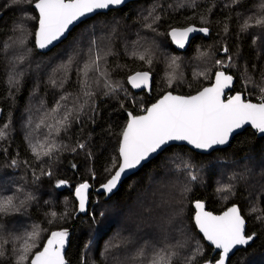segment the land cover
Masks as SVG:
<instances>
[{
  "label": "trees",
  "instance_id": "1",
  "mask_svg": "<svg viewBox=\"0 0 264 264\" xmlns=\"http://www.w3.org/2000/svg\"><path fill=\"white\" fill-rule=\"evenodd\" d=\"M262 2L132 1L81 22L54 49L41 53L34 39V0H0V197H32L20 212L0 217V243L6 241L0 264H16L14 249L34 226L40 233L33 251L42 249L52 231L73 226L66 253L70 264H147L162 248L176 254L173 264H187L193 256L199 264L214 262L218 253L194 224L195 201L214 213L238 205L247 234L256 235L230 264H264V137L251 128L235 136L229 147L210 154L184 145L168 147L125 179L109 199L92 192L85 216L74 218L77 202L72 191L85 182L96 188L113 175L128 113H144L165 92L195 94L212 83L217 71H225L236 79L232 93L259 103L264 28L255 20L264 19ZM154 17L159 19L153 22ZM249 17L252 26L242 31ZM189 25L207 27L209 35L196 36L186 51H177L168 32ZM92 41L97 49L110 50L103 67L116 91L105 95L109 90L93 83L88 90L95 95L89 99L80 69ZM69 58L74 62L65 71L61 66ZM217 60L231 67H221ZM139 71L153 76L151 92L130 87L128 77ZM56 108L59 111H52ZM66 109L78 118L56 135L48 126L55 125ZM49 142L57 143L59 150L51 159L37 160L32 147ZM47 172L51 175L43 174ZM60 181L65 183L57 187Z\"/></svg>",
  "mask_w": 264,
  "mask_h": 264
},
{
  "label": "snow or ice",
  "instance_id": "2",
  "mask_svg": "<svg viewBox=\"0 0 264 264\" xmlns=\"http://www.w3.org/2000/svg\"><path fill=\"white\" fill-rule=\"evenodd\" d=\"M240 2L241 0H233L234 4ZM13 3L31 4L32 0H13ZM124 3L125 0H34V8L38 10L39 14L38 30L35 32L36 44L41 49L47 48L53 42L65 37L73 22L80 21L96 10L109 9L111 6H119ZM261 10L264 12V2L261 4ZM149 15L151 16L152 13ZM158 19L159 17H154L153 22ZM252 19L249 17L245 21L241 28L242 31H246L248 27L252 26L249 23ZM255 25L264 28V19H256ZM146 27L152 28V24H147ZM225 30L227 31V28ZM208 31L207 27L189 26L184 29H173L169 34L173 41L183 48L190 33L207 34ZM20 43H23V40ZM224 51L227 52L228 49L224 48ZM110 54V50L97 49L96 42L92 41L86 54L87 58L80 69L83 77L82 84L85 88L84 95L89 99L95 95L93 91L88 90L93 83L97 87L107 88L109 91L105 92V95L116 91L108 79V71L103 67V64L106 63V56ZM75 55H80V51L76 50ZM201 55H207V53H201ZM139 58L145 60L144 55ZM18 59H22V57ZM228 59L231 60L232 57L229 56ZM73 62V58H69L68 63L61 67L67 71ZM147 62L151 63V60L149 59ZM173 63H175V59H173ZM215 63L221 67H231L230 64L225 65L221 60H217ZM90 73L93 74L91 77ZM173 79L168 80L169 87L172 86ZM148 80V72H137L128 77V82L136 88L146 85ZM232 81V75H226L224 71H217L215 82L209 87H204L195 95L180 96L167 92L156 103L144 109L145 115L134 116L129 113L131 118L122 132L119 147L118 169L101 187L111 193L128 171L140 166L152 154L165 150V146L173 141H186L195 149L207 151L214 149L215 146L228 144L229 137L234 130L246 124H250L260 133H264V88L260 89L262 98L259 103L246 101L240 93L230 95L225 99L223 98L225 89ZM61 99L66 100L67 97ZM52 111H59V109L56 108ZM76 118L78 117H74L71 110L66 109L62 117L56 120L55 125L48 127L54 128L55 134L59 135L60 131H66L71 126L72 120ZM2 135L3 133H0V136ZM77 147L83 149L85 145L78 144ZM59 148L57 143L49 142L46 145L33 146L32 152L37 160H43L44 157L51 159ZM12 164L15 165L16 161L13 160ZM43 174L50 176L51 172ZM191 179L194 181L197 177L193 175ZM64 183V181H60L57 187ZM89 187L90 185L85 182L76 188L81 212L86 211V193ZM227 190L231 191V188L229 187ZM31 199L30 194L24 200H19L17 196L0 197V217L20 212L22 208L26 207V202ZM195 207L197 209L194 217L195 226L203 234L204 239L214 245L215 249L220 250L219 258L215 260L214 264H230V253L233 252V249L237 246L249 245L254 240L256 234H246L245 219L237 206L234 205L222 215H213L211 212L205 211L204 205L200 202H196ZM55 215L52 213L53 217ZM39 233L38 226H34L33 232L27 233L23 238L22 245L18 249H14L16 264H66L64 248L68 237L67 230L52 232L43 249L33 251L37 245ZM3 243L6 241L0 243V257L5 255ZM196 252L199 253L200 249L197 248ZM143 254V249H141L139 255ZM175 255L168 248H162L155 252L147 264H173ZM187 264H199V261H196L193 256L187 259ZM205 264H212V262L205 261Z\"/></svg>",
  "mask_w": 264,
  "mask_h": 264
},
{
  "label": "water",
  "instance_id": "3",
  "mask_svg": "<svg viewBox=\"0 0 264 264\" xmlns=\"http://www.w3.org/2000/svg\"><path fill=\"white\" fill-rule=\"evenodd\" d=\"M132 1H137V0H125V3L122 4V5H119V6H111L109 9H100V10H96V11H94L93 13L88 14L86 17L82 18L80 21H75V22H73V24L69 26V31L65 34V37H62L59 41H55V42H53V44L50 45V46L47 47V48H44V49L39 48V47L37 46V44H36V39L34 38V39H35V46H36V49H37L39 52H41V53L49 52V51H51L52 49H54V48H55V47H56L61 41H63L64 39H66L67 36H68V34H69V33H70V32H71L76 26H78L81 22H83V21H85V20H88V19H90V18H93L94 16H96V15H98V14H100V13H107V12L110 11V10L119 9V8L123 7L124 5H126L127 3H130V2H132ZM33 8H34V5H33ZM34 9H35V8H34ZM35 10H36V9H35ZM36 12H37V14H38V10H36ZM38 17H39V14H38ZM189 26H194V25H189ZM189 26H187V27H189ZM194 27H196V28H201V27H197V26H194ZM184 28H186V27H182V28H173V29H184ZM173 29H171V30L168 32V36H169L170 42L172 43V45L174 46V48L177 49L178 51H186L187 48H188V46H189V44H190V42L192 41L193 38H195V37L198 36V35L208 36V35H209V32H210V31H208L207 34H205V33H201V32L190 33V34H189V37H188V40L185 42L184 47L181 48L178 44H176V43L173 41L171 35L169 34ZM37 30H38V23H37V29H36V31H37ZM36 31H35V32H36ZM139 72H146V71H139ZM136 73H137V72H136ZM148 73H149V72H148ZM225 74H226V75H230V74H228V73H226V72H225ZM133 75H135V73H134ZM214 82H215V75H214V77H213L212 83L209 84L208 86H205V87H209V86H211ZM235 83H236V80H235V78L233 77V81H232V83L229 85L228 88L225 89V94H224V97H223V98L226 99V98H227L228 96H230V95H235V94L239 93V92L232 93V90H233V88H234ZM129 85H130V87H131L134 91H136V92H141V91L151 92V91H152V85H153V76L149 73V80H148L147 84H146V85H142V86L139 87V88L133 87L130 83H129ZM203 88H204V87H203ZM203 88H202V89H203ZM202 89H201V90H202ZM199 91H200V90H199ZM168 92H171V91H168ZM166 93H167V92H165L164 94H166ZM196 93H197V92H196ZM196 93H195V94H196ZM164 94H163V95H164ZM172 94H173V95H180V96H188V95H183V94L176 93V92H172ZM195 94H192V95H195ZM240 94H241L242 97L245 99L244 95H243L242 93H240ZM163 95H162V96H163ZM162 96H161V97H162ZM161 97H160V98H161ZM160 98H159V99H160ZM159 99H158V100H159ZM158 100H157V101H158ZM157 101H155L154 103H156ZM246 101H248V100H246ZM250 102H252V101H250ZM252 103H256V102H252ZM150 106H151V105H150ZM150 106H149V107H150ZM131 114H132V113H131ZM145 114H146V113L144 112V113H142V114H140V115H145ZM1 115H2V110H1V108H0V118H1ZM132 115H133V114H132ZM140 115H134V116H140ZM130 118H131V117L129 116V113H128V121H127V123H126V126H127L128 122H129ZM126 126H125V128H126ZM125 128H124V129H125ZM248 128H251L253 131H255V132L257 133V136H259V137H264V133H260L258 130H256L255 128H253L250 124H246V125H243L241 128L234 130L233 134L229 137V143H228V144H226V145L215 146V148L212 149V150H207V151H205V150L195 149L194 146L189 145L186 141H173V142H170L168 145L165 146V149H167L168 147H170V146H172V145H178V146H180V145H184V146H187L188 148H190L191 150H193V151H195V152H197V153H201V154H210V153H212V152L215 151V150H218V149H225V148L229 147V145H230L232 139H233L235 136H237L238 134H241L244 130H246V129H248ZM121 140H122V135H121L120 143H121ZM120 143H119V147H120ZM163 151H164V150H162V151H158L157 153L152 154V155L150 156V158L147 159L146 161L142 162V164H141L140 166H138V167L135 168V169H132V170L128 171V172L122 177V180L118 183L117 187H116L115 189H113V191H112L111 193L106 192V191L101 187L102 184H101L100 186H98L97 188H94L90 183H88V184L90 185V187H89V189L87 190V193H86L87 200H86V211H85V212H81V211L79 210V198L76 196V189L72 190V191H73V194H74V198H75V200H76V202H77V211H76V213H75V215H74V218H77V217H79V216H85V215L88 214V212H89V205H90V194H91L92 192H95V193L98 194V195H101V194L104 195V199H106V200L109 199L110 197H112V196H113V195L119 190L121 184L123 183V181H124L125 179H127V178H129L130 176H132V175H134L135 173H137V172H138V171H139V170H140L145 164H147V163H148L149 161H151L153 158L157 157V156H158L159 154H161ZM118 166H119V165H118ZM117 169H118V167L116 168V170H117ZM116 170H115V171H116ZM114 174H115V172L113 173V175H114ZM110 178H111V177H110ZM110 178H109V179H110ZM86 183H87V182H86ZM105 183H107V181H106ZM103 184H104V183H103ZM196 202H200V203H202V204L204 205V210L207 211V212H211L213 215H222V214H223L224 212H226L229 208H231V207L234 206V205L230 206L229 208H227L225 211H223V212H221V213H214V212L209 211V210L206 209L204 202H202V201H195L194 204H193V207H194V217H195V214H196V212H197V209H196V207H195ZM235 206H237V207L239 208L238 205L235 204ZM239 209H240V208H239ZM240 212H241V210H240ZM241 215H242V213H241ZM242 216H243V215H242ZM244 219H245V218H244ZM194 224H195V223H194ZM195 227H196V226H195ZM196 229L198 230L197 227H196ZM61 230H67V232H68V237H67V240H66V243H65V248H64V257H65L66 264H70L69 261H68L67 258H66V253H67V251H68V248L70 247V241H71V236H72V232H73V226H71V228H63V229H58V230H55V231H61ZM55 231H52V232H55ZM245 231H246V234H247V222H246V220H245ZM52 232H51V233H52ZM198 232H199V230H198ZM51 233H50V235L46 238V240H45V242H44V245L46 244L47 239L51 236ZM199 233H200V232H199ZM200 234H201V236L203 237V234H202V233H200ZM203 239H204V238H203ZM204 240H205V242L207 243V245H209L210 247L213 248L214 253H219L220 250L215 249V246H214V245H211V243H210L209 241H207L206 239H204ZM44 245H43V246H44ZM246 246H248V245L237 246L236 248H234V249H233V252L230 253V259H231V257L234 256L239 250L245 248ZM42 249H43V247H42ZM42 249H41V250H42ZM218 258H219V256H218ZM218 258H217V259H218ZM214 262H215V261H214ZM214 262H212V264H214Z\"/></svg>",
  "mask_w": 264,
  "mask_h": 264
},
{
  "label": "bare ground",
  "instance_id": "4",
  "mask_svg": "<svg viewBox=\"0 0 264 264\" xmlns=\"http://www.w3.org/2000/svg\"><path fill=\"white\" fill-rule=\"evenodd\" d=\"M195 26V25H194ZM198 27V26H197ZM198 36H202V35H198ZM194 39V38H193ZM174 47V46H173ZM177 50V49H176ZM178 51V50H177ZM225 72V71H224ZM229 74V73H228ZM231 75V74H230ZM233 76V75H232ZM234 77V76H233ZM235 78V77H234ZM236 80V79H235ZM119 152V149H118ZM115 172V171H114ZM105 183V182H104ZM95 188V187H94ZM97 188V187H96ZM102 195V194H101ZM55 231V230H54ZM50 235V234H49Z\"/></svg>",
  "mask_w": 264,
  "mask_h": 264
}]
</instances>
